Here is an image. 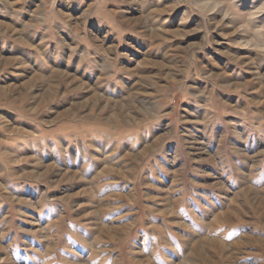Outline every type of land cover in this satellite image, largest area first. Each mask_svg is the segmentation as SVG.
<instances>
[{
    "label": "rangeland",
    "instance_id": "obj_1",
    "mask_svg": "<svg viewBox=\"0 0 264 264\" xmlns=\"http://www.w3.org/2000/svg\"><path fill=\"white\" fill-rule=\"evenodd\" d=\"M0 264H264V0H0Z\"/></svg>",
    "mask_w": 264,
    "mask_h": 264
}]
</instances>
